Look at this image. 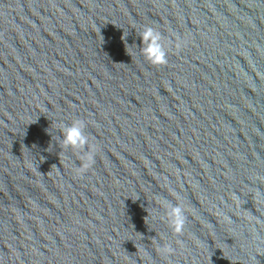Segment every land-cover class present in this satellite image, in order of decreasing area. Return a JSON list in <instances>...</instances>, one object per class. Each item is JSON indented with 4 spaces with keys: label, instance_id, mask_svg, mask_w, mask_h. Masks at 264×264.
Returning a JSON list of instances; mask_svg holds the SVG:
<instances>
[{
    "label": "clouds",
    "instance_id": "9594fccd",
    "mask_svg": "<svg viewBox=\"0 0 264 264\" xmlns=\"http://www.w3.org/2000/svg\"><path fill=\"white\" fill-rule=\"evenodd\" d=\"M142 42L146 44L143 49L144 55L148 62L152 65L160 66L167 64V53L164 50L163 45L160 43V32L153 27L146 26L141 34ZM182 42L177 39L175 46L181 47ZM84 122L81 120L75 121L71 126L65 130L64 145L72 147H83L88 143L87 137L83 133ZM87 163L78 168L77 171L85 172L92 167L95 162V150L86 157ZM172 228L177 234H181L184 231L185 216L181 207H174L171 211ZM165 253H172V248H165Z\"/></svg>",
    "mask_w": 264,
    "mask_h": 264
}]
</instances>
